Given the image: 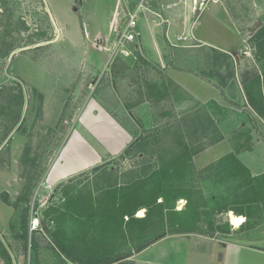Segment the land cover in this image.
Wrapping results in <instances>:
<instances>
[{
	"label": "rangeland",
	"instance_id": "374dc122",
	"mask_svg": "<svg viewBox=\"0 0 264 264\" xmlns=\"http://www.w3.org/2000/svg\"><path fill=\"white\" fill-rule=\"evenodd\" d=\"M112 1L88 0L82 7L80 0H0V196L9 200L8 209L13 211L11 234L8 239L0 234L10 260L0 256V264H49L39 260L38 248L54 245L50 233L57 224L40 215L43 231H30L31 214L42 213L52 200L61 205L72 195H95L99 188L123 185L153 169L159 151L154 140L157 128L172 127L207 110L234 147L235 140L250 144L251 132L259 129L256 118L264 125L258 115L239 112L247 106L241 82L262 71L251 37L264 24V0H203L196 16L195 0L180 2L170 8V15L161 11V24L153 29L147 23L157 16L148 8L162 10L161 4L143 0L146 8L138 15L141 36L127 43L131 53L126 55L112 53L114 33L106 32ZM161 1L166 6L175 0ZM97 29L104 31L101 36L95 35ZM159 51L166 68L157 62ZM169 69L187 73L192 91L177 84ZM162 85L164 90L157 92ZM214 87L215 93L206 91ZM218 89L226 104L218 103L221 97L214 98ZM94 103L103 108L85 111ZM122 103L129 111H120ZM224 118L244 124L229 130L220 125ZM112 129L122 131L123 141H129L118 153H104L96 136L114 150L109 143H116ZM90 146L104 156L102 162L58 184L50 182L51 168L61 155L87 158ZM201 152L193 156L197 171L206 161ZM210 182L197 181L205 197L214 189ZM217 186L221 194L228 193L223 182ZM185 204L186 199L179 198L175 209ZM213 204L208 201L199 209L196 232L214 236L227 228L235 230L229 211L215 212ZM139 208L136 215L144 213L143 217L146 208ZM248 217L253 231L264 233V204H254ZM157 219L142 237H131L130 248L138 249V242L153 243L163 230L189 233L174 232L169 215L164 221Z\"/></svg>",
	"mask_w": 264,
	"mask_h": 264
},
{
	"label": "trees",
	"instance_id": "16d2710c",
	"mask_svg": "<svg viewBox=\"0 0 264 264\" xmlns=\"http://www.w3.org/2000/svg\"><path fill=\"white\" fill-rule=\"evenodd\" d=\"M251 40L253 53L262 63V71L253 75L250 81L241 82V86L249 108L264 120V24L254 30ZM229 74L234 76L231 68ZM162 90L164 85L157 86V92ZM223 139L224 135L207 110L201 116L182 120L172 127L157 128L154 140L159 151L157 165L153 169L133 176L123 185L104 186L96 189L98 192L95 195H72L61 205H51L43 210L42 215H46L50 223L57 224L50 233L53 244L69 256H82L77 260L84 264H108L121 256L123 246L129 243L131 237L140 238L146 227L154 228L152 225L157 217L162 221L167 215L173 217L174 232H196L195 226L201 214L199 209L207 206L208 201L214 202L211 207L215 212L231 210L248 216L254 204H264V174L252 176L236 156L239 150L250 149V144L244 145L235 140L234 151L200 171L193 165L195 154ZM204 180H210L215 189L207 197L197 184V181ZM222 182L228 193L217 191V185ZM179 198H185L186 204L183 209L177 210L175 205ZM139 207L146 208L143 217L133 215L136 209L135 215L140 210ZM53 211H58V215L55 216ZM125 216L127 219H124ZM170 232L163 230L161 236ZM17 236L26 238L21 234ZM144 243L138 242L135 246L140 248ZM0 256L9 262V253L1 241Z\"/></svg>",
	"mask_w": 264,
	"mask_h": 264
},
{
	"label": "crops",
	"instance_id": "0c3cea01",
	"mask_svg": "<svg viewBox=\"0 0 264 264\" xmlns=\"http://www.w3.org/2000/svg\"><path fill=\"white\" fill-rule=\"evenodd\" d=\"M80 1L82 7H84L85 3L88 0ZM99 1L100 0H95L96 3H98ZM139 1L140 0H113L112 2H110V16L105 25V27H107L106 32L108 35L112 34L111 28L114 25L118 26L117 23H119L123 19H126V13L131 10L132 7L136 6ZM157 1L161 4L162 10L154 7L150 9L148 8L151 13L157 16L156 18H153L154 20H150L147 23L150 29H153L155 28V26H159L161 24L159 23V21L161 22L163 19L161 11H163L165 14L166 12L167 14H169V10H171L170 8H172V6H177L178 4H181L180 2H186V4H189V0H175L171 4L163 6V2L161 0ZM103 32L104 31L97 29L95 35L101 36ZM154 42L157 43L158 41L154 40ZM157 56L158 64L162 68H166L167 64H165V60L160 54V51L158 52ZM168 75L175 82H177V84H180L183 88L192 91V89L188 86L189 83L186 77L187 73L180 70L169 69ZM215 88L216 87L209 88L206 91L215 93ZM219 89V93L214 94V98L221 97ZM242 99L245 100L247 106H244V112H239H241L242 114L247 113L251 114L252 116H257L249 108L246 102L245 95H243ZM218 103L226 104L222 100V97L221 99H218ZM122 104L123 109H120V111H129L126 105L124 103ZM99 107L101 109L103 108L100 106V104L94 103L89 105V107H87L85 111H99ZM103 111H106V109H103ZM255 120L259 129L256 132H251L252 138L250 139V149L239 150L238 152H236L237 158L249 169L252 176L264 174V125L261 123L260 118H256ZM215 121L217 122L216 124L220 128V131H222L221 127L218 125V119H215ZM219 122L223 128L226 127L229 130H232L244 124L243 121L235 124L229 123L228 118L219 120ZM123 125L127 131H130V126L127 123H124ZM124 127L122 128L123 131L125 130ZM110 131H112V133H115L113 137L116 138V143L109 142L110 145L115 148L114 150L110 149L111 146L101 141L98 136H96V140L98 139L97 141H100V143L103 144V146L101 144L100 145L103 147V149H105L104 153L109 152L115 154L125 148L129 140L123 141L121 133L122 131L119 132L117 129H112ZM79 136L81 137L80 134ZM229 142L224 139L202 150L201 155L206 159L203 166L219 159L228 152L234 151V147L231 146ZM90 153L91 155L89 156L94 155L93 159L89 156L85 158L83 156L72 154L61 155L60 159L56 160L51 168V173L49 175L50 182L58 184L70 177L72 178L74 174L78 173L79 171L103 161L104 156L94 150L92 146H90ZM61 199L64 200L63 197ZM56 200L57 202H59L60 199ZM8 201L9 200H7L6 197L4 199L0 196V234L7 239L8 237L6 236L11 234L12 230V223H10V218L13 214V211L8 209ZM53 202L54 201L52 200L47 206L41 209V212H43V210L48 206L57 205ZM230 213L234 212L230 210L228 212V216L230 215ZM236 215H241L244 218V221L240 226L235 227V230H232V228H227V232H218L219 234L214 236L203 235L198 232L169 233L160 237L153 243L142 246L136 250L130 248V243H128L127 246H123L121 250V256H119L117 260L108 264H264V233L260 235L258 232L253 231V228L255 227L251 222H249L251 223V226L249 224L247 225L246 219L248 216H246V214L240 213ZM135 217L142 216L135 215ZM124 219H127V216H125ZM243 232H245V234ZM81 257L82 256L80 255L78 256L74 254H70L69 256L65 252L59 250L55 245H48L38 248V258L39 260H44V263L48 262L49 264H84L77 260ZM74 259L77 261H75Z\"/></svg>",
	"mask_w": 264,
	"mask_h": 264
},
{
	"label": "built area",
	"instance_id": "2783aa9c",
	"mask_svg": "<svg viewBox=\"0 0 264 264\" xmlns=\"http://www.w3.org/2000/svg\"><path fill=\"white\" fill-rule=\"evenodd\" d=\"M145 8V5L143 4V0H140L139 3L132 7L131 10H129L126 13V19L123 22L121 26L114 25L111 28V33H114L113 43H112V53L120 52L123 55L129 54V50L126 48L127 43H131L139 39L141 36V30L138 25V18L139 13L142 9ZM179 39H182L183 37H178ZM187 37H184V39ZM50 186V185H49ZM36 195L41 196L40 192H36ZM41 213L38 211H35L31 214L30 220H29V230L35 231L42 229L41 224Z\"/></svg>",
	"mask_w": 264,
	"mask_h": 264
},
{
	"label": "bare ground",
	"instance_id": "6f19581e",
	"mask_svg": "<svg viewBox=\"0 0 264 264\" xmlns=\"http://www.w3.org/2000/svg\"><path fill=\"white\" fill-rule=\"evenodd\" d=\"M229 221L235 227H238L244 221V218L241 215H236L233 213L229 215Z\"/></svg>",
	"mask_w": 264,
	"mask_h": 264
},
{
	"label": "water",
	"instance_id": "95a60500",
	"mask_svg": "<svg viewBox=\"0 0 264 264\" xmlns=\"http://www.w3.org/2000/svg\"><path fill=\"white\" fill-rule=\"evenodd\" d=\"M202 0H195V16L198 14Z\"/></svg>",
	"mask_w": 264,
	"mask_h": 264
}]
</instances>
